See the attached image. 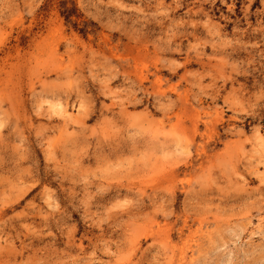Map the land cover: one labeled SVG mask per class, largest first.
Listing matches in <instances>:
<instances>
[{
    "label": "rangeland",
    "instance_id": "374dc122",
    "mask_svg": "<svg viewBox=\"0 0 264 264\" xmlns=\"http://www.w3.org/2000/svg\"><path fill=\"white\" fill-rule=\"evenodd\" d=\"M0 264H264V0H0Z\"/></svg>",
    "mask_w": 264,
    "mask_h": 264
},
{
    "label": "trees",
    "instance_id": "16d2710c",
    "mask_svg": "<svg viewBox=\"0 0 264 264\" xmlns=\"http://www.w3.org/2000/svg\"><path fill=\"white\" fill-rule=\"evenodd\" d=\"M62 13L65 15L66 19H68V16L70 15V11L64 8Z\"/></svg>",
    "mask_w": 264,
    "mask_h": 264
}]
</instances>
